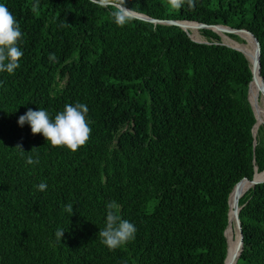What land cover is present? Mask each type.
<instances>
[{
  "label": "trees",
  "instance_id": "1",
  "mask_svg": "<svg viewBox=\"0 0 264 264\" xmlns=\"http://www.w3.org/2000/svg\"><path fill=\"white\" fill-rule=\"evenodd\" d=\"M0 3L23 37L20 67L0 72V264H224L229 193L255 167L264 170V125L247 100L253 73L244 55L210 28L199 30L207 42H196L172 24L132 17L117 26L111 9L90 0ZM126 6L157 20L251 32L264 81V0ZM251 90L257 100L253 83ZM76 103L88 106L92 132L75 152L17 123L29 108L54 119ZM28 156L39 163L27 164ZM113 200L137 231L109 250L98 232ZM238 205L242 249L234 264H264V182Z\"/></svg>",
  "mask_w": 264,
  "mask_h": 264
},
{
  "label": "clouds",
  "instance_id": "2",
  "mask_svg": "<svg viewBox=\"0 0 264 264\" xmlns=\"http://www.w3.org/2000/svg\"><path fill=\"white\" fill-rule=\"evenodd\" d=\"M92 4L98 7L111 9V16L117 26H124L132 19V9H129L127 0H90ZM190 8H195V0H168V5L173 9H179L184 3ZM22 31L14 15L4 3H0V72L14 74L20 67L19 61L23 52L19 48L22 41ZM49 59L55 61V54H50ZM89 108L86 104L76 103L66 104L64 110L58 112L54 119L50 117L47 110L39 108L33 110L29 108L27 112L20 115L17 123L23 127L26 123L30 125L32 134H42L53 147H66L75 152L81 146L89 141L92 128L87 119ZM23 155V145L17 144ZM34 150V147L33 149ZM27 164H38L39 158L33 159L28 156ZM40 191L47 188L46 183H40ZM106 223L105 227L100 229L98 236L101 243L109 248L116 250L135 239L137 231L135 225L130 221L123 219L120 215V206L116 201L106 204ZM65 211L73 215V204L65 205ZM65 229H57L55 236L58 240L64 238Z\"/></svg>",
  "mask_w": 264,
  "mask_h": 264
},
{
  "label": "bare ground",
  "instance_id": "3",
  "mask_svg": "<svg viewBox=\"0 0 264 264\" xmlns=\"http://www.w3.org/2000/svg\"><path fill=\"white\" fill-rule=\"evenodd\" d=\"M181 25L184 27L185 30H188L187 28H193L196 30V28L198 29V31L201 29V27L196 24L195 22H191V21H181ZM187 27V28H186ZM217 28H222L223 29H228V30H232L234 31L240 38H242L245 41L244 43H241L235 40H233L232 38L229 37V35L225 34L224 31H222L221 29H218L219 32H217ZM211 30L215 31L216 33L219 34V36L221 37V39L223 38L224 42L235 46L237 48H239L240 50H242L244 52V54L246 55L247 59L250 62V66L252 68V73H253V79L250 82L249 85V91L251 94V104L253 106L254 112H255V116L256 114H258V116H260V114H262V123H264V109H263V105H264V98H259L258 93L260 92L261 95L264 97V94L262 93V84H261V80L258 74V63H257V56H258V50H257V46H256V42L254 41V39L248 35L247 33L242 32L239 29H233L224 25H218V26H211ZM190 32V31H189ZM197 32V31H196ZM197 34V33H196ZM195 34H193V37L196 38L194 36ZM200 36V35H199ZM198 39V38H197ZM199 40V39H198ZM253 83V86L257 92V100H256V94L254 91V99H253V95H252V90H251V85ZM257 122H260L259 117L256 116ZM264 178V170L261 172H256L254 174L253 179L254 180H258ZM252 185L250 180H243L241 181L237 187L232 191V193L230 194L229 197V222H228V226H227V232H226V237H227V244H228V248H227V254H226V258H225V263L224 264H233L235 261V258L239 252V233L236 227V224L234 223V214L236 212H238V200L240 198V196L242 195L243 191L246 189L247 186ZM241 188V189H240ZM240 189V193L238 194L237 191ZM237 193V195H236ZM230 211H231V215H230ZM233 223H234V227H233ZM233 229H234V233H233ZM234 239V241H233Z\"/></svg>",
  "mask_w": 264,
  "mask_h": 264
},
{
  "label": "water",
  "instance_id": "4",
  "mask_svg": "<svg viewBox=\"0 0 264 264\" xmlns=\"http://www.w3.org/2000/svg\"><path fill=\"white\" fill-rule=\"evenodd\" d=\"M131 15H132V17H135V18H138V19H141V20H145V21H149V22H152V23H154V24H156V23H160V24H172V25H176V26L180 27L182 30L185 31L184 27L181 25V21H186V20H157V19H153V18H151V17H149V16H147V15H145V14H142V13H139V12H135V11H132ZM191 22H195V23L198 24L201 28H210V29H211V26H218V25H221V24H217V25H207V24H203V23H200V22H196V21H191ZM227 27H228V26H227ZM243 30H244V29H243ZM246 31H247V30H246ZM185 32H186V31H185ZM248 32H249V31H248ZM249 33H250V34L253 36V38L255 39L256 46H257V50H258V56H257L258 74H259V77H260V80H261V84H262V93L264 94V81H263V78H262V76L260 75V71H259V67H260V63H259L260 47H259V44H258L257 38H256L251 32H249ZM186 34L189 36V34H188L187 32H186ZM189 37H190V36H189ZM190 38H191V37H190ZM191 39L194 40V41H196V42H207V41H205V40H195V39H193V38H191ZM221 43H222V44H225V45H227V46H229V47H232V48H234V49H236V50H238V51H240V52L244 55V57L246 58V60H247V62H248V66H249L250 71H251V74H252V68H251L250 63H249V61H248L246 55L244 54V52H243L242 50H240L239 48H237V47H235V46H232V45H230V44L224 43V42H222V41H221ZM252 78H253V77H252ZM252 78H251V81H252ZM251 81H250V82H251ZM250 82H249V84H248L247 100H248V102H249V104H250V107H251V109H252V111H253V114H254V117H255V122H256V116H255V113H254V109H253V106H252V104H251V102H250V100H249V85H250ZM254 126H255V124H254ZM254 126H253V127H254ZM254 133H255V132H253V128H252V135H253V136H254ZM256 170H257V168L255 167V168H254L253 177H254V174H255ZM253 177H252V179H248V178L244 177V178H242L241 180H239L238 182H236V183L234 184V186L232 187V189H231V191H230V193H229V196H230V194L232 193V191L237 187V185H238L241 181H243V180H250L251 183H252V185H250V186L246 189V191H247L248 189H250V188H253L256 184L264 182V178H261V179H258V180H254ZM246 191H244V192L242 193V195H243ZM242 195H241V196H242ZM229 196H228V200H229ZM240 208H241V206L238 205V212H239ZM238 212H236V213L234 214V223L236 224V227H237V230H238V233H239V245H240V248H239V252H238V254H237L236 258H235L234 263L236 262V260H237V258H238V256H239V254H240V252H241V249H242V231H241V226H240V220H239V217H238ZM228 213H229V206H228ZM227 226H228V222H227ZM227 226H226V228H227ZM226 228H225V230H226ZM225 230H224V236H225ZM225 238H226V236H225ZM226 244H227V239H226ZM227 246H228V245H227ZM226 253H227V248H226ZM234 263H233V264H234Z\"/></svg>",
  "mask_w": 264,
  "mask_h": 264
},
{
  "label": "rangeland",
  "instance_id": "5",
  "mask_svg": "<svg viewBox=\"0 0 264 264\" xmlns=\"http://www.w3.org/2000/svg\"><path fill=\"white\" fill-rule=\"evenodd\" d=\"M187 28V27H186ZM188 29V31H190V34H189V36L191 37V38H193V39H195V40H198L197 38H199V40H205V38L201 35V33H199V31H198V29L196 28V30L195 29H191L190 27L189 28H187ZM218 29H221L222 30V28H217L216 30H217V32H219L218 31ZM197 31V32H196ZM223 31V30H222ZM197 33V34H196ZM220 33V32H219ZM193 34H195L194 36L195 37H197V38H194L193 37ZM221 34V33H220ZM226 34V33H225ZM200 35V36H199ZM227 35V34H226ZM221 37H222V35H221ZM220 37V38H221ZM230 37V36H229ZM237 37V39H239V42H241V43H244L245 44V41L242 39V38H239L238 36H236ZM230 38H232V37H230ZM233 40H235V41H237V39H235V38H232ZM221 41L222 42H224V40H223V38L221 39ZM238 42V41H237ZM224 43H226V42H224ZM228 44V43H227ZM258 95H259V98L261 99V98H264L262 95H261V93L259 92L258 93ZM250 102H251V100H250ZM253 106H254V104H253ZM254 109H255V107H254ZM263 109H264V105H263ZM263 115H264V112H263ZM256 116L257 117H259V120H260V122H258V123H262V114H260V116H258V114H256ZM261 125H264V123L263 124H261ZM257 135V131L254 133V136H256ZM233 227H234V223H233ZM233 232H234V229H233ZM233 241H234V239H233Z\"/></svg>",
  "mask_w": 264,
  "mask_h": 264
}]
</instances>
